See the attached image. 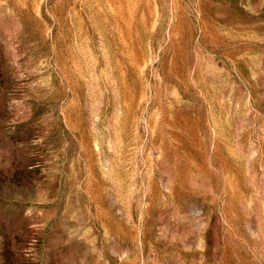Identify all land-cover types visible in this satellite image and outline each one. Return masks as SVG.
<instances>
[{"label":"rangeland","instance_id":"obj_1","mask_svg":"<svg viewBox=\"0 0 264 264\" xmlns=\"http://www.w3.org/2000/svg\"><path fill=\"white\" fill-rule=\"evenodd\" d=\"M0 264H264V0H0Z\"/></svg>","mask_w":264,"mask_h":264}]
</instances>
